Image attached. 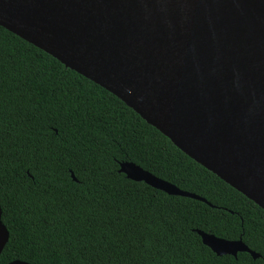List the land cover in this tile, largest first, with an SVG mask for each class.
<instances>
[{
  "label": "trees",
  "instance_id": "trees-1",
  "mask_svg": "<svg viewBox=\"0 0 264 264\" xmlns=\"http://www.w3.org/2000/svg\"><path fill=\"white\" fill-rule=\"evenodd\" d=\"M124 161L206 201L134 181ZM0 206L10 232L0 264H264L261 206L1 25ZM196 229L242 239L260 257L217 255Z\"/></svg>",
  "mask_w": 264,
  "mask_h": 264
},
{
  "label": "water",
  "instance_id": "water-1",
  "mask_svg": "<svg viewBox=\"0 0 264 264\" xmlns=\"http://www.w3.org/2000/svg\"><path fill=\"white\" fill-rule=\"evenodd\" d=\"M0 25L117 95L264 209V0H0ZM120 172L206 201L134 162ZM196 231L217 255L260 257L242 239ZM9 237L0 206V255Z\"/></svg>",
  "mask_w": 264,
  "mask_h": 264
}]
</instances>
